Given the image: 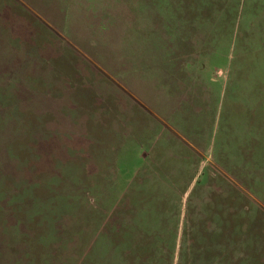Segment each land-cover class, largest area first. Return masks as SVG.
<instances>
[{
    "label": "rangeland",
    "instance_id": "rangeland-1",
    "mask_svg": "<svg viewBox=\"0 0 264 264\" xmlns=\"http://www.w3.org/2000/svg\"><path fill=\"white\" fill-rule=\"evenodd\" d=\"M0 264H264V0H0Z\"/></svg>",
    "mask_w": 264,
    "mask_h": 264
}]
</instances>
